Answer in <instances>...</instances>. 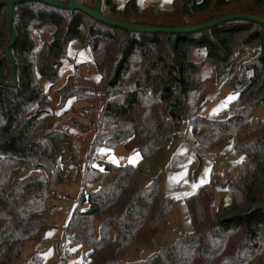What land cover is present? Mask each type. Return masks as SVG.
<instances>
[{
  "label": "trees",
  "instance_id": "trees-1",
  "mask_svg": "<svg viewBox=\"0 0 264 264\" xmlns=\"http://www.w3.org/2000/svg\"><path fill=\"white\" fill-rule=\"evenodd\" d=\"M79 2L94 8L95 0ZM100 13L141 26L190 28L228 15L264 17V0H175L170 11L136 0L122 6L101 0ZM12 30L15 87L4 53L11 33L6 8L0 7V264H43L44 251L24 254V247L56 232V245L66 241L87 250L80 264H264V208L257 209L264 196V117L250 115L264 107V25L234 20L194 33H135L79 11L28 1L14 6ZM72 45L96 62L103 97L97 132L81 155L57 120L88 95L76 72L54 91L55 112L46 110L49 90L60 82ZM252 47L255 55L239 63L238 56ZM205 63L212 75L200 80ZM206 80L237 93L227 116L200 114L213 95ZM71 126L85 128L77 121ZM183 127L199 160L212 157L224 137L241 155L236 175L220 183L230 202L216 205L209 189L198 188L183 198L190 231L143 260L126 261L127 248L154 239L174 200L161 194L157 177L93 154L121 144L147 159L181 139ZM72 166L83 185L94 183L97 189L84 195L82 185L76 208L61 228L50 221L55 197L49 190L70 177ZM84 203L88 206L81 210Z\"/></svg>",
  "mask_w": 264,
  "mask_h": 264
},
{
  "label": "rangeland",
  "instance_id": "rangeland-1",
  "mask_svg": "<svg viewBox=\"0 0 264 264\" xmlns=\"http://www.w3.org/2000/svg\"><path fill=\"white\" fill-rule=\"evenodd\" d=\"M127 0H115L122 6ZM199 1V0H198ZM139 5L144 4V0H136ZM175 0H151L150 4L164 11H170L174 6ZM145 4V5H146ZM257 52L256 47L248 49L246 53L238 56V62L246 60L248 56H253ZM67 58L63 59L60 73V82L54 88L49 90L48 97L50 106L46 107L48 112L54 113L56 98L54 91L61 87L68 75L76 72L82 78V84L89 87L85 99H77L72 104L71 112L60 117L58 124L66 129L70 134V142L72 147L78 154L85 152L93 136L97 132L96 120L99 109V103L103 97L101 94V86L96 85L99 81V68L90 54L77 45H72L68 49ZM203 59V53L201 54ZM97 60V59H96ZM74 70V71H73ZM212 75V69L209 64L205 63L203 70L198 76L202 80ZM45 87L47 85L43 84ZM206 90L212 92V97L204 106L200 114L211 119H219L222 116L217 114L218 109L228 107L229 103L236 97L237 93L230 87L224 86L216 88L210 85L206 80L204 82ZM86 107V108H85ZM42 108H45L43 106ZM251 117L262 119L264 117V107H259L251 111ZM69 120V121H68ZM68 121V122H67ZM80 122L85 128L79 129L71 126L72 122ZM77 124V123H76ZM83 131H81V130ZM186 128L183 127L182 137L171 143L170 148L160 150L154 156L143 159L138 153L128 151L123 145H118L113 149L100 148L95 150L97 159L106 161L115 166L132 165L137 166L146 172L151 178L159 179V189L162 195L170 197L174 200L171 211L166 214L158 224V232L152 241L145 240L136 242L130 250L126 261H138L145 259L150 253L156 250V247L163 246L190 231L189 219L183 204V198L193 194L198 188L206 187L214 195L215 204H228L230 202L229 192L221 187L220 183L226 181L227 177L236 175L237 164L241 160V155L230 150V139L222 138L212 149V157H201L199 160V152L193 147V144L187 140L185 135ZM177 156L178 160L174 159ZM200 161V162H199ZM213 161L215 164H213ZM84 162L82 159L81 164ZM70 177L60 185L51 186L50 193L55 197L52 210L53 216L50 221L58 227H65L76 208V201L79 198L82 188L81 179L75 175L76 168H69ZM22 171L21 175H24ZM84 195L93 193L97 186L94 183H85ZM87 203L80 206L81 210L87 208ZM59 233H53L47 241L35 244H26L23 253L30 254L34 249L44 251L43 264H80L82 254H86V249H79L71 242H66L70 255L66 263L61 261V254L56 250V238ZM64 242V241H63ZM61 243V242H60ZM58 245V244H57ZM136 246V247H134Z\"/></svg>",
  "mask_w": 264,
  "mask_h": 264
},
{
  "label": "water",
  "instance_id": "water-1",
  "mask_svg": "<svg viewBox=\"0 0 264 264\" xmlns=\"http://www.w3.org/2000/svg\"><path fill=\"white\" fill-rule=\"evenodd\" d=\"M28 1H38V2L51 5L54 7L64 8L69 11H79L83 13L84 15H86L87 17L94 19L95 21L100 22L102 24L109 25L111 27H115L118 29H122L127 32H135V33L166 34V35L181 34V33H194V32L212 28L214 26H217L220 23L234 21V20H247V21H252V22H258L264 25V17L236 14V15H228L220 19L211 20V21H208L203 24L190 27V28H186L184 26L180 28H174V29L173 28H158V27L136 25L132 23L131 21H121L120 22V21L108 19L100 13L101 0H95L93 9H89L85 7L79 2V0H65L67 3L66 5H61L57 2H54L53 0H4V1H0V7L6 8V21H7L8 29L11 33V40L9 44L4 48V53L8 61L12 64V77H13V84L11 85L12 87L16 86V78L14 76L13 58H12L11 51H10L15 43V34L12 30V12H13L14 6L24 3V2H28ZM0 84H3V83L0 81ZM262 208H264V196L262 198V204L259 205L257 209H262Z\"/></svg>",
  "mask_w": 264,
  "mask_h": 264
},
{
  "label": "built area",
  "instance_id": "built-area-1",
  "mask_svg": "<svg viewBox=\"0 0 264 264\" xmlns=\"http://www.w3.org/2000/svg\"><path fill=\"white\" fill-rule=\"evenodd\" d=\"M147 1L150 2L151 0H146L145 2L147 3ZM229 113H230L229 107L217 110V114L220 116H227ZM187 140L191 143H194V140L190 137H187ZM93 155L95 156V154H93ZM94 156H91L90 158H94ZM86 162L88 163L87 165L90 164L88 161H86ZM213 164H215L214 161H213ZM81 174H82V169L80 168L79 175H81ZM56 250H57V252H60L61 259H62L63 263H66L67 258L70 255V251H69V248L66 244V241L58 243V245H56Z\"/></svg>",
  "mask_w": 264,
  "mask_h": 264
},
{
  "label": "crops",
  "instance_id": "crops-1",
  "mask_svg": "<svg viewBox=\"0 0 264 264\" xmlns=\"http://www.w3.org/2000/svg\"><path fill=\"white\" fill-rule=\"evenodd\" d=\"M145 1H146V0H144V4H146ZM149 4H150V2H149ZM170 146H171V144L167 147V149L170 148Z\"/></svg>",
  "mask_w": 264,
  "mask_h": 264
}]
</instances>
